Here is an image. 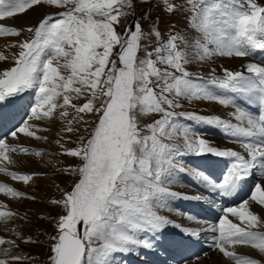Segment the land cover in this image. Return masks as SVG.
I'll return each instance as SVG.
<instances>
[{"label":"snow or ice","instance_id":"6c2138e0","mask_svg":"<svg viewBox=\"0 0 264 264\" xmlns=\"http://www.w3.org/2000/svg\"><path fill=\"white\" fill-rule=\"evenodd\" d=\"M163 3L169 14L190 12L188 23L199 38L189 41L169 31L165 39L158 27L145 30L138 20L119 33L123 20L135 12L133 0H0V21L42 4L65 9L58 17L47 16L34 29H27L33 38L19 43L20 51L12 57L15 66L0 72V124L14 118L5 109L23 104L29 91L34 101L28 120H51L58 109L64 119L71 108L75 115L68 121L67 132L80 131L73 123L92 124L86 137H78L76 148L61 153L80 163L66 169L75 177L71 190L52 200L63 212L53 238L52 264H113L116 253L155 250L157 242L165 239L163 230L172 224L155 209L166 208L167 198L179 195L167 185L177 172L184 171L177 158L189 153L230 161L222 182L213 183L200 174L208 187L223 197L239 195L250 179L259 178L253 181L248 199L224 209L244 226L224 216L210 230L218 234L213 248L234 264L258 261L238 256L229 250L232 246H251L264 254V232L254 231L264 227V221L249 207L250 201L264 207L260 182L264 180V66L249 62L247 74L225 69L223 77L213 75L207 80L194 78L188 67L214 57L264 53V6L257 0ZM20 34L15 28L0 26V37ZM6 59L0 54V61ZM239 96L249 108L255 104L257 112L242 107L237 102ZM81 99L85 101L81 105L73 102ZM181 100L233 107L235 122L177 113L183 106ZM86 115L96 119L86 120ZM154 116L159 118L142 123ZM184 121L216 127L246 155L212 147ZM39 130L24 121L8 135L46 139L36 135ZM178 138L183 139V146L174 142ZM10 153L30 154L28 148L10 145L0 137V174L27 185L34 174L8 171V165L15 164ZM0 194L28 198L4 183H0ZM14 215L0 210V220L5 222ZM199 236V230L183 229L182 236L169 243L179 247ZM5 243L14 242L0 238V245ZM0 264L8 261L0 259Z\"/></svg>","mask_w":264,"mask_h":264},{"label":"rangeland","instance_id":"374dc122","mask_svg":"<svg viewBox=\"0 0 264 264\" xmlns=\"http://www.w3.org/2000/svg\"><path fill=\"white\" fill-rule=\"evenodd\" d=\"M141 1L148 2L145 4L142 3L141 7H139V20L140 22H142L145 30L155 26L159 28L164 38L165 35L169 33V31L180 33L187 39H189V41L199 38V34L191 29L188 23V17L191 16L190 12L182 10L175 14H169L165 10L163 0H154L153 5H150L151 2H149V0ZM262 1L264 0H258L257 3H263ZM171 2L183 3V0H171ZM147 5H150L149 11H151V17L148 13ZM41 6L44 7V13L46 14H55L65 11L64 8H58L47 4H42ZM35 7L38 6H34L33 8L25 11L22 14H18L15 17H25V21H28L27 17L35 13ZM184 7L187 8L188 6L184 5ZM130 16H132V14L128 15L123 20V22L118 27L119 29L121 28V26H124V23L128 21ZM8 19H13V17L6 18L4 21H7ZM25 21L22 22L21 20L23 24L25 23ZM173 25L175 26V28L172 27ZM5 27L15 28L19 30L21 34L19 36L6 35L0 37V54L7 57L6 60L0 61V72H3L4 70L10 69L11 67L15 66L12 57L18 54V52L20 51L18 47L19 43L23 42L28 36L26 29H20L10 25H6ZM141 54L143 55V53ZM243 63L244 60L240 58H235L233 60L215 57L206 62H198L189 65L188 67L189 71L192 72L194 78H200L204 80V78H211L213 75L216 77H223L225 69L233 71L232 67H235L236 65L239 66ZM235 71H237V69ZM194 101H182L183 103L181 104L183 106L176 109L175 111L179 112L190 110L188 112L184 111V113L197 114L196 111H198L205 115H209L213 112H218L219 109H222L221 107L217 106L215 102ZM73 102L77 105H81L85 101L81 99L74 100ZM197 106L201 107L199 108ZM12 109L15 111H13ZM17 109V107H13L8 109L6 112L9 111V113H13L14 116H16ZM60 111L61 110L58 109L57 113L54 114V117L51 120L45 119L40 121L28 120V117L30 115V111L28 110H24L20 113V125L24 121H27L28 123L34 125L35 128L41 129L36 132V135L46 139H35L22 135V137L26 140V143L21 146L28 148L30 154L10 153L12 159L15 160V164H9L8 171L17 172L19 174H34L33 179L27 185L23 184L22 182L15 181L4 174H0V183L7 184L8 186L24 193L25 197H28L16 199L0 194V210L12 211L13 213H15L14 217L8 222L0 220V238L5 239L6 241L14 242L0 245V259L7 260L8 264H52L50 256L51 248L55 243V240L53 238L57 235L56 224L60 215L63 214L61 207L53 204L52 200L60 199L62 196V192L71 190L75 177L68 174L66 169L69 166H75L80 163L78 159L62 155L61 153L64 151V149L76 148L78 146V137H86L88 135V132L91 131L92 127V124L73 123L72 127L79 128L80 131L69 133L66 131V127L68 126V121L72 120L75 112L73 109L68 108L70 115L67 118L61 119L59 117ZM225 111L226 109L223 112ZM158 118L159 116L149 117L146 120L142 121V123H151L154 119ZM85 119L94 121L96 117L86 115ZM15 120L16 118H13L7 125L9 126ZM0 125L2 126V124ZM8 126H5V128H7ZM194 127H196V125H194ZM85 128L88 129L87 132L84 131ZM211 137L213 138V136ZM208 139L211 140L210 135L208 136ZM182 140V138H178L175 141ZM216 140L217 139L215 138L214 141ZM7 143L13 146H20L18 144H21L19 141H15L14 138L11 137L7 139ZM210 143L212 147H216L221 150L229 149V147L231 146L236 147V145H231V143L225 141H221L220 143ZM61 145H63V148L61 147ZM238 150H240V152L244 154L241 148H239ZM35 152H40L42 153V155L36 156L34 155ZM180 158L181 156L177 158L178 161H180L179 167H182L184 171H190L194 168V165L190 163V161L185 160L182 163V159ZM0 167H3V165H0ZM184 171L177 172L175 174L173 182L167 185L170 191L178 193L179 195L176 197H168V206L166 208L155 209L159 215L164 216L168 220L172 221V224L167 226L163 230L162 235H164V232L167 230L169 232L172 230H174V232H178L181 229H187L193 226L196 227L199 224V221L195 220L194 214H192L191 212L183 210L181 216H179L178 211L181 209V206L187 204L192 199H195L196 204L198 203V207L200 205L205 209L207 203H209L210 201V198L216 197L217 195V193L213 192L202 179H198V187L193 186L186 178L187 176L182 177V173ZM241 195H243V192L241 193ZM184 197H187V199H185ZM197 197H199V199H196ZM254 203L255 202L250 201L249 206ZM258 208L263 212L261 213L259 211H256L253 213L257 214L261 218V220L264 221V207L258 206ZM189 216H191L192 221H190ZM222 217L223 215L221 212L216 213V218L214 221H212V223H214L215 226H218L219 219H221ZM228 218L230 220L232 219L234 223L240 224L242 227L244 226V224H242L238 220V218L232 217L230 214H228ZM205 226L206 224L200 223L197 228V230L200 231L199 238H191V242L187 243L186 245L195 244L199 241L200 243H204L207 235V228ZM254 231L264 232V227H259L257 229H254ZM212 234L213 235L210 248L218 250L213 248L212 246L213 238L218 234L213 232ZM184 239L187 240L189 238L184 237ZM168 240L170 241V239ZM163 244L164 247H160L159 251L152 252L141 248L139 250L140 254H134L131 252L123 254L133 262L132 264H136L138 260H141V264H146L147 262L153 261L151 258L152 254H154L156 258H160L167 252L175 253L174 251L170 250V243L163 242ZM203 249H207V247H203ZM5 250H10L8 251L7 255H5ZM214 252L211 253L214 254ZM117 254L118 253L115 254L113 262L119 259V257H117ZM219 255L221 256V258L227 259L229 262H232L234 264V261H230L222 253ZM244 256L246 258L248 256L252 257L254 260L258 261V264H264V254L260 253L258 249H254L252 255H241V257ZM13 257H19L20 259L14 260ZM175 258L176 257H167V262H163V264H176L177 259ZM196 261L187 262L184 264H190ZM115 264L122 263L116 261Z\"/></svg>","mask_w":264,"mask_h":264},{"label":"bare ground","instance_id":"6f19581e","mask_svg":"<svg viewBox=\"0 0 264 264\" xmlns=\"http://www.w3.org/2000/svg\"><path fill=\"white\" fill-rule=\"evenodd\" d=\"M35 9V13L33 14V15H31V16H29V17H27L28 18V21H25V17H13V19H8L7 21H0V25H7V23L8 24H10V25H14V26H17V27H20V29H26V31H27V29H29V27H32V26H34L33 24H35L36 23V21H37V19L41 16V15H43L44 14V12H45V9H44V7L43 6H38V7H35L34 8ZM32 12V11H31ZM18 18V19H17ZM20 18H21V20H22V22L23 21H25V23L23 24L22 22H21V20H20ZM256 56H261V57H264V53H260V52H257L256 54H255ZM215 58V57H214ZM217 58V57H216ZM219 58H223V59H226V57H219ZM227 59H235L234 57L233 58H227ZM245 60H247V59H245ZM243 65V64H242ZM18 107V106H17ZM8 109H10V108H6L5 109V112L8 110ZM253 111H254V108H251ZM13 110V109H12ZM225 110V108H223L222 109V112ZM232 109H231V107H229V108H227L226 109V111L225 112H223L221 115H223V116H232V113L234 112V111H231ZM13 111H15V110H13ZM6 113H9V111L8 112H6ZM220 115H216V116H213V117H219ZM229 120L231 121V122H235V120L233 119V116L232 117H230L229 118ZM7 124H9V121H6V122H4V124H2V126L3 127H5V126H8ZM1 126V125H0ZM209 131L210 132V130H211V127L210 126H208V125H205V127H204V131ZM22 135L23 134H19L18 135V138H15L14 140L15 141H19L21 144H18V145H23L24 143H26V140L22 137ZM211 137V136H210ZM215 138V137H214ZM237 148L239 149V148H241L239 145L237 146ZM242 149V148H241ZM242 151H243V149H242ZM244 152V151H243ZM242 153V152H241ZM244 155H246V153H244ZM16 159V158H15ZM215 161V160H214ZM264 181V180H263ZM263 186H264V182H263ZM242 193V192H241ZM241 193L239 194V195H235L236 197H240V195H241ZM250 210L252 211V212H256V211H259V212H263V211H261V210H259V208H258V205H256L255 203L254 204H251L250 206ZM264 215V214H263ZM190 221H192L191 219H190ZM198 248H200V249H203V247L202 246H198L197 247V249ZM196 249V251H195V253H198V252H200V251H198ZM203 250H206V249H203ZM229 250H234L235 251V253L238 255V256H241L242 254H247V255H252V253H253V248L252 247H250V246H246V245H235V246H232V247H230V249ZM185 254V253H184ZM189 255H191L190 253H186L185 254V256H187V257H190ZM245 257V256H244ZM189 264V263H188ZM190 264H233L232 262H229L227 259H223V258H221V256L218 254V252H214V254H208L207 256H205V258L204 259H200L199 261H196V262H194V263H190Z\"/></svg>","mask_w":264,"mask_h":264}]
</instances>
